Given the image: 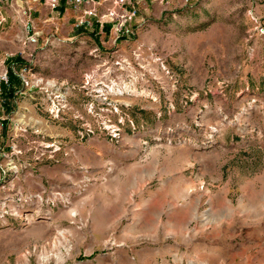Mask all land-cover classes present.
Here are the masks:
<instances>
[{"label":"rangeland","instance_id":"rangeland-1","mask_svg":"<svg viewBox=\"0 0 264 264\" xmlns=\"http://www.w3.org/2000/svg\"><path fill=\"white\" fill-rule=\"evenodd\" d=\"M115 1L0 0V63L69 92L0 104V264H264V0H127L119 39Z\"/></svg>","mask_w":264,"mask_h":264},{"label":"built area","instance_id":"built-area-1","mask_svg":"<svg viewBox=\"0 0 264 264\" xmlns=\"http://www.w3.org/2000/svg\"><path fill=\"white\" fill-rule=\"evenodd\" d=\"M53 9L59 6L58 0H49ZM74 6H79L82 4V0H69ZM116 7L123 10L121 13L116 10H111L108 12L107 17L109 18V22H112V26L115 28L117 33V38L119 39L125 36H129L132 33V22L135 19L136 12L135 11H127L124 9L127 4V0H116ZM252 20L254 21V30L256 35L261 38H264V22L257 18L256 16H252ZM120 34V35H119ZM37 43V38L34 36L29 37L26 40V44ZM251 54L254 53V49L250 50ZM7 61H3L0 63V68H2L0 73V104H3L7 101L5 99V92H10L11 89V79L15 74L19 79L23 88H29L31 91H36L37 93L46 96L49 103L47 104L46 111L54 118L58 119L60 117V113L62 109L67 108V101L69 97V92L66 90L64 86H61L54 80H45L44 78L36 77L34 80L28 78L25 72L28 70L27 66H21L19 71L12 68V66H6ZM103 84V83H101ZM111 85L117 86L116 82H112ZM114 86H112L114 88ZM104 87H108L105 85ZM104 104H110L109 96L103 97ZM112 102V101H111ZM116 113H119V108L117 105L112 106ZM103 131L110 134L113 139H116L120 136L121 128L112 123L111 119H107L104 122ZM88 133H93L92 130L88 128ZM54 147L53 145L50 146Z\"/></svg>","mask_w":264,"mask_h":264},{"label":"crops","instance_id":"crops-1","mask_svg":"<svg viewBox=\"0 0 264 264\" xmlns=\"http://www.w3.org/2000/svg\"><path fill=\"white\" fill-rule=\"evenodd\" d=\"M82 152L84 153L82 158L84 164L98 166L105 162V157L101 153V155L97 154L99 151L95 149V146L88 145L86 148H82Z\"/></svg>","mask_w":264,"mask_h":264},{"label":"trees","instance_id":"trees-1","mask_svg":"<svg viewBox=\"0 0 264 264\" xmlns=\"http://www.w3.org/2000/svg\"><path fill=\"white\" fill-rule=\"evenodd\" d=\"M5 93H6V92H5ZM8 96H9V97H11V96H12V94H11V93H9V94H6V95H5V97H8Z\"/></svg>","mask_w":264,"mask_h":264}]
</instances>
